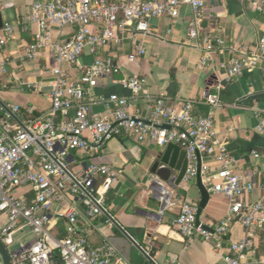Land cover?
<instances>
[{
  "label": "built area",
  "instance_id": "built-area-1",
  "mask_svg": "<svg viewBox=\"0 0 264 264\" xmlns=\"http://www.w3.org/2000/svg\"><path fill=\"white\" fill-rule=\"evenodd\" d=\"M252 4L264 17V0H252ZM184 5L190 6L193 13L188 37L195 40V45H203L206 56L202 64L206 66L211 52L223 47L226 40L219 31L203 30L205 0H36L17 21L24 32L32 23L38 27L21 60H37L45 48L56 64L43 65L40 70L52 76L48 110L35 114L32 106L0 103V215L8 218L0 229V240L13 264H128L110 242L94 245L89 239L93 218L104 215L107 223L115 221L106 206L116 175L114 169L93 160L75 167L71 160L73 151H86L93 157L108 140L123 135L160 147L171 143L181 146L187 159L183 181L196 178L200 169L208 192L229 199L228 214L214 224H197L199 204L185 200L175 218L185 240L201 236L205 241H215L220 249L221 239L236 223H242L246 234L231 242L232 254L225 259L229 264H242L249 255H256L257 233L264 232V186L260 187V198L253 200L251 196L258 188L255 173L235 168L237 160L228 143L216 137L212 112L193 111L196 103L206 104L211 110L220 108L221 86L213 92L203 91L199 99L186 100L181 108L161 95L152 100L148 116L134 113L131 109L135 102L146 93V79L125 73L120 60L105 54L111 45L121 46L130 38L133 49L125 57L129 62H138L147 53L138 36L153 34L150 20L163 16L177 19ZM15 28V24L5 22L0 30V88L7 89L16 81L39 93L36 83L22 80L9 70L11 60L2 54L15 39ZM55 28L58 33L66 28L72 32L61 40L55 38ZM233 49L238 54L227 68L228 79L253 69L264 59V32L256 50L247 46ZM87 51L94 56L90 63L82 60ZM73 70L81 73L78 78L72 77ZM119 74L122 77H117ZM104 77L114 78L130 95L111 93L101 98L99 102H104L106 110L91 115L90 105L98 103L93 90ZM262 113L264 109L257 111ZM252 154L261 155L257 151ZM206 158L215 160L217 168ZM18 189L27 190L15 193ZM70 196L86 205L85 213L70 203ZM26 231L30 232L24 238L27 241L13 247L16 236L27 235ZM171 261L179 264L176 257ZM260 263L264 264V257Z\"/></svg>",
  "mask_w": 264,
  "mask_h": 264
},
{
  "label": "crops",
  "instance_id": "crops-1",
  "mask_svg": "<svg viewBox=\"0 0 264 264\" xmlns=\"http://www.w3.org/2000/svg\"><path fill=\"white\" fill-rule=\"evenodd\" d=\"M35 1L0 0L4 23L16 25L15 39L5 46L2 54L11 60L9 70L18 73L22 80L36 83L40 92L26 89L13 81L7 89L0 88V103L32 106L37 113H41L51 106L49 91L52 76L43 75L40 70L43 65L52 66L56 62L53 54L45 48L37 60H21L25 46L32 41L38 27L32 23L30 30L24 32L17 25V21L28 13ZM204 13L203 30L219 31L226 40L223 47L211 52L206 66L202 64L206 56L203 45H195V40L188 37V27L193 16L188 5L182 6L181 15L177 19L163 16L150 20L153 34L138 36L147 48L146 55L138 62H129L125 57L133 49L130 38H126L121 46L111 45L105 54L120 60L125 73L146 79V93L131 109L145 116L150 113L152 100L161 95H166L174 107L181 108L186 100L199 99L203 91L213 92L220 85L223 102L220 108L211 110L206 104L196 103L193 111L205 114L212 112L216 137L228 143L237 160L235 168L255 173L254 180L258 188L251 198L258 199L261 196L260 187L264 186V113L257 114L259 109H264V59L253 69L231 79L227 78V68L238 54L234 46H247L251 51L256 50L258 39L264 32V17L255 10L252 0H205ZM71 32V28L61 33H58L57 28L54 30L55 38L61 40H66ZM93 58L87 51L82 60L90 63ZM80 74L73 70L72 77L78 78ZM117 77H122V74ZM111 93L130 95L114 78H100L93 90L98 103L90 105L91 115L106 110L104 102L99 100ZM167 146L138 142L123 135L108 140L93 157L86 151L72 152L71 160H74L75 167L80 163L89 164L93 160L110 165L116 174L106 200V206L115 221L107 223L104 215L93 218L89 235L91 243L98 245L110 242L128 264H174L171 257H176L179 264H229L225 257L232 254L231 242L241 240L246 234L243 224L236 223L231 232L221 239L220 249L216 247L215 241H205L201 236L192 240L183 238L175 218L185 200L200 204L201 191L197 177L189 182L182 180L176 187L158 181L153 167ZM253 151L259 152L260 157L253 156ZM173 158L174 152H171L169 159ZM179 160L180 153H177L174 163L177 164ZM205 161L217 168L215 160L206 158ZM177 173L173 169L171 176ZM154 181L159 183L154 185ZM26 190L18 189L17 193L22 194ZM69 200L85 213L84 203L72 196ZM162 200H166L164 208ZM229 206V199L224 194L210 193L200 220L204 224L219 222L228 214ZM7 223V216L0 215V229ZM122 228L151 254L154 262L132 244ZM26 234V237L30 236L29 231ZM256 244V255H249L242 264H261L260 259L264 257V232L257 233Z\"/></svg>",
  "mask_w": 264,
  "mask_h": 264
},
{
  "label": "water",
  "instance_id": "water-1",
  "mask_svg": "<svg viewBox=\"0 0 264 264\" xmlns=\"http://www.w3.org/2000/svg\"><path fill=\"white\" fill-rule=\"evenodd\" d=\"M3 26H4V20L0 6V29H2ZM164 127L170 128L168 124H165ZM171 152H174V158L177 153H180V160L178 161L177 164L174 163V158L171 160L169 159V154ZM186 168H187V159H186L185 150H181L179 145L171 143L167 146L165 151L159 155L158 160L154 164L153 172L157 175V178L159 179L158 181H164L167 182L169 186L176 187L183 180V177L186 172ZM173 169H175L178 173L174 174V176H171ZM197 179H198V186L201 191V200L197 213V224H199L201 221L200 217L202 215L203 209L206 207L209 201L210 193L208 192L206 186L203 184L200 169L198 171ZM158 181H154V185L158 184L159 183ZM165 205H166V200H162V208H164ZM122 230L124 234L132 242V244L140 252L145 254V256H147L150 260L154 262V260L148 256L147 251L132 236H130V234L126 230H124L123 228ZM0 264H13L8 251L1 240H0Z\"/></svg>",
  "mask_w": 264,
  "mask_h": 264
},
{
  "label": "rangeland",
  "instance_id": "rangeland-1",
  "mask_svg": "<svg viewBox=\"0 0 264 264\" xmlns=\"http://www.w3.org/2000/svg\"><path fill=\"white\" fill-rule=\"evenodd\" d=\"M18 190H15V193H17ZM57 229H54L53 231H56ZM29 234V233H28ZM27 234V236H28ZM24 238H26V236L23 234V233H19L17 236H16V243L13 245V247H16L20 244V242H26L27 240H25Z\"/></svg>",
  "mask_w": 264,
  "mask_h": 264
},
{
  "label": "trees",
  "instance_id": "trees-1",
  "mask_svg": "<svg viewBox=\"0 0 264 264\" xmlns=\"http://www.w3.org/2000/svg\"><path fill=\"white\" fill-rule=\"evenodd\" d=\"M35 114H39V113H37L36 111L34 112ZM121 137V136H120Z\"/></svg>",
  "mask_w": 264,
  "mask_h": 264
}]
</instances>
